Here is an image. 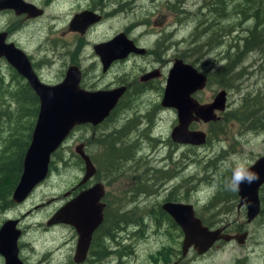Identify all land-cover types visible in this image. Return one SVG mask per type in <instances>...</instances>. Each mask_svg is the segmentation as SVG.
Returning a JSON list of instances; mask_svg holds the SVG:
<instances>
[{"label": "rangeland", "instance_id": "obj_1", "mask_svg": "<svg viewBox=\"0 0 264 264\" xmlns=\"http://www.w3.org/2000/svg\"><path fill=\"white\" fill-rule=\"evenodd\" d=\"M25 1L43 8V14L36 17L25 15L18 17L7 9L2 10L0 27L11 24L14 30L9 39L18 42L34 60H41L40 77L43 82L53 84L60 81L67 66L76 63V58H79L84 72L83 87L95 89L128 84L129 89L119 108L98 126L94 136L92 128L85 125L71 131L59 147L62 160L67 162L66 165L56 163L55 158L53 163L56 166L49 168L46 178L23 202L0 210V225L7 218L19 219L18 227L21 229L18 240L19 257L26 264H75L71 259L75 245L72 227L64 223L47 222L68 199L65 192L83 175V163L78 160L74 151L75 145L83 142L94 163L101 164L104 148L102 135L109 131L113 144L132 150L130 154L122 157L116 167L118 173L112 175L115 180L110 184L112 187L118 185L122 179L141 177L142 183L146 178L145 187L155 189L162 185L167 186L162 187L159 202L172 187L175 192L174 199L192 204L197 215L206 220L212 215V220L209 219L207 225L215 226L214 222L225 217L221 215L219 207H225L229 203V199H222L225 193L221 185H224L230 175L231 171L226 166L231 162L232 155L238 154L251 164L264 153V129L252 131L246 129L248 125L242 122L246 116L247 101L252 100L254 96L264 98V51L256 48L245 53L237 60L232 74L225 73L221 76L216 72L224 62L226 63L224 52L230 45L237 43L236 37L245 36V29L252 26L256 20L253 11L257 8L248 9L244 19L241 14H235L233 19L231 17L233 2L220 0L228 5L226 9L223 8L225 18L231 17L226 21L217 13L211 14L213 11L206 7L213 0ZM100 4L107 13L104 20L90 26L84 35L67 29V24L75 13L93 8L100 9ZM204 13H207L206 17ZM260 13L264 17V12ZM203 20L211 22V29L213 28L214 32L217 27L228 22H236L239 25L222 39L221 44L212 48L199 44L197 46H201L202 49L189 52L188 48L194 47L206 38L196 39L193 35L198 32L197 23ZM207 30L210 31L209 28ZM119 32H125L137 45L154 52L156 56L149 53L142 58L130 57L129 60L119 62L108 71L102 72L101 64L95 62L99 57L93 52L92 45L108 40ZM238 43L240 47L243 44L240 40ZM80 44L81 47L76 55L74 54L75 57L71 58V51L76 50ZM230 52H235V47L231 48ZM155 58L158 61L153 64ZM175 58L193 64L207 76L205 87L193 94L198 102H211L221 89L228 93L225 103L227 108L225 112L220 113L223 118L217 125L204 122L191 125L192 130H201L209 137V141L204 145L180 144L170 138L172 126L177 124V121L175 122L177 114L173 108L162 107L159 102L168 70ZM151 66L160 67L161 77L155 79L151 87L136 88L134 80L138 79L144 69ZM0 74L5 84H16L12 67L5 59L0 60ZM1 104H7L5 97ZM148 110L151 112L148 113L150 119L147 120L144 114ZM141 115L144 118H141ZM128 122L132 123L124 130ZM128 130L130 131L127 132ZM151 135L155 138L150 137ZM148 178L151 179L147 180ZM151 180H156V183L152 184ZM110 185H107V188L111 189ZM217 195L218 201H213ZM137 197V202L125 197L126 212L138 206L146 212L144 210L147 202L143 200V195ZM153 198L154 196H151L149 201ZM207 207L206 213L204 210ZM147 214L135 210V213L126 214L125 217L131 219L138 217L145 225L148 223L157 225L155 216L151 214L152 219L149 220ZM228 217L235 218L234 215ZM239 221L246 222V216H240ZM119 225L125 229L120 227L111 231L112 244L108 245L113 251L106 260L103 259L106 261L105 264H163V258L168 251H164L163 255H157L163 247L171 249L169 255L171 260L180 257L179 264H235L239 259L244 264H264V213L256 222L247 225L249 238L245 244L236 242L224 244L213 247L202 255L189 249L185 256H181V230L177 224L175 227L166 219L162 220L158 231L151 227L135 233L128 227L136 225L131 221ZM104 242L107 243L105 239ZM100 262L102 260L97 261ZM0 264H4L1 255Z\"/></svg>", "mask_w": 264, "mask_h": 264}, {"label": "water", "instance_id": "obj_2", "mask_svg": "<svg viewBox=\"0 0 264 264\" xmlns=\"http://www.w3.org/2000/svg\"><path fill=\"white\" fill-rule=\"evenodd\" d=\"M0 0L1 8H13L28 16L41 15L42 9L23 0ZM100 19L97 13L83 10L74 14L68 29L83 34L87 27ZM5 33L0 32V57L21 75L38 98V112L31 131L30 141L22 159V168L15 184L11 199L14 203L23 202L31 191L43 181L49 172L51 155L69 136L75 126L89 123H101L117 103L125 87L112 89L87 90L80 87V70L76 65L66 68L64 77L57 83L49 84L41 81L33 70L26 53L13 43H5ZM94 51L99 55L104 68L112 60L123 58L129 53L143 54L144 47L137 46L124 32L114 35L105 42L94 45ZM157 72L149 73L150 77ZM144 79V76L142 77ZM207 77L193 64L181 58H175L168 70L161 98V106L176 110L177 124L172 127L170 137L177 143L201 145L205 142V133L201 130H190L189 125L196 120L204 122L217 119L216 111L225 107L226 91L221 89L211 102L200 103L194 93L203 89ZM84 144L74 147L76 154L84 163V173L79 183L85 182L95 173V167L90 156L84 150ZM251 165L260 179L251 185L240 186L239 206L247 208L246 218L252 220L259 212L260 201L258 188L264 182V154L260 155ZM103 185L95 183L67 200L50 217L47 224L62 222L71 225L78 234L73 260L83 261L89 245L91 233L103 220L104 203L100 201L103 195ZM162 209L169 214L179 226L182 233L180 244L181 256L189 249L197 254L206 253L219 240L236 238L244 242L245 233L231 235L222 232L221 228H209L195 215L192 204L185 202L162 203ZM18 218H7L0 225V255L4 264H26L19 257L18 240L21 229ZM175 264V262L170 263Z\"/></svg>", "mask_w": 264, "mask_h": 264}, {"label": "trees", "instance_id": "obj_3", "mask_svg": "<svg viewBox=\"0 0 264 264\" xmlns=\"http://www.w3.org/2000/svg\"><path fill=\"white\" fill-rule=\"evenodd\" d=\"M233 2L231 7H233L232 18L235 19V14L243 15V19L246 18V14L249 11L248 9L257 8L255 12V21L252 26L245 29V36L236 37V42L230 45L228 49L224 52V58L226 59V63L222 65L221 68H218L216 72H218L221 76L231 73L232 70L237 63V60L244 56L245 53L258 48V50L264 51V17H262L260 11L264 12V0H231ZM206 7L210 8L209 11H213V15L216 13L219 16L225 18L223 8L228 6L224 1L213 0L212 3ZM215 5V7H214ZM242 5H244L242 7ZM205 17L207 13L203 14ZM230 17V18H231ZM230 18L226 17L225 20L229 21ZM242 22L240 21V24ZM211 22L203 20L202 22L197 23L198 32L193 34L196 39L202 37H206L201 42L197 43L194 47L188 48L189 52L193 50H199L202 45H206L209 48L212 46L219 45L222 42V39H225L226 35H228L231 30L239 23L236 22H228L222 26L217 27L214 32L211 29ZM195 28V29H196ZM210 29L211 33L208 32L207 29ZM239 40L243 42L242 46L238 43ZM201 46H197V45ZM230 44V43H229ZM207 47V48H208ZM235 47V52L231 53V48ZM224 60V59H223ZM231 70V71H230ZM237 78L238 75L236 74ZM13 79L16 80V84H5L3 76L0 74V210H6L14 205L11 194L15 184L18 181L19 175L21 173L22 168V159L25 153V150L29 144L30 140V132L34 125L36 114L38 111V98L34 91L30 88V86L20 77L19 74L13 71ZM231 79V77L229 78ZM6 98L5 105L1 104V100ZM246 120L243 118L245 124H247V128L255 129L257 131L264 129V98L259 96H254L252 100L247 101L246 107ZM220 129V128H219ZM216 133V132H214ZM102 144L103 148V160L101 164L96 163L97 173L96 176L98 179H104L107 177H112V175H116L118 173V165L122 160V157L126 154H130L132 151L129 147L125 148L123 146H116V143L113 144L111 132L104 133L102 135ZM78 156V155H77ZM53 157V158H52ZM56 163H61L66 165V161L62 160L60 155L59 148L53 152L51 155V160L49 163V168H54L56 165L53 163L54 159ZM93 159V157H92ZM79 162H81L80 157L78 156ZM116 169V170H115ZM170 176V175H167ZM219 196H215L213 201H218ZM214 203V202H212ZM160 213L162 216L158 217L157 222L160 224L163 219L169 221L173 226L177 227L176 223L172 220V218L166 214L165 211L160 209ZM208 207L204 212L207 213ZM153 215V214H152ZM198 216V215H197ZM202 222L207 225L209 223V219L213 216L211 215L207 217V220L202 216H199ZM109 218V220H108ZM130 218V217H129ZM137 219H139L137 217ZM127 217L122 216L120 213H115V215L109 216L105 214V219L103 224H112L113 230L117 229V227H121L119 224L125 222ZM170 248L163 247L161 250L157 252V255H163L164 251H168V254L164 256L163 262H169L171 258ZM175 260L180 261V257H176Z\"/></svg>", "mask_w": 264, "mask_h": 264}, {"label": "flooded vegetation", "instance_id": "obj_4", "mask_svg": "<svg viewBox=\"0 0 264 264\" xmlns=\"http://www.w3.org/2000/svg\"><path fill=\"white\" fill-rule=\"evenodd\" d=\"M25 1V0H23ZM26 2V1H25ZM12 4H15L16 1L15 0H12L11 2ZM31 4H33L32 2H29ZM34 5V4H33ZM36 6V5H35ZM37 8L39 9H42V13L41 15L43 14V8H40L38 6H36ZM9 10L11 12H13V14L15 16H18V17H21V16H24L27 17L28 15L26 13H19L17 14L13 8H1L0 11L2 10ZM104 7L102 4H100V9L98 8H93V10H89V11H93L94 13H97L99 16H100V19L98 21H96L95 23L89 25L87 27V29L85 30V32L83 34L79 33L78 31V34L79 35H84L86 33V31L90 28V26L96 24V23H99L101 22L102 20H104V18L107 16V13L103 11ZM102 10V11H100ZM76 14V13H75ZM39 16V15H37ZM74 16V15H73ZM72 16V18H73ZM28 17H31V16H28ZM36 17V16H35ZM71 18V19H72ZM71 19L69 20L68 24H67V29H68V26H69V23L71 21ZM13 30H14V27H12L11 24H8V25H4L2 27H0V32H4L5 33V38H4V41L5 43H13L15 46L19 47L21 50H23L26 55L28 56V59L31 63V66L33 68V70L35 71V73L37 74V76L41 79L42 81V78L40 77V66H41V60H34L30 55L29 53L26 52V50L22 49L19 45H18V42H14L12 40H10L9 38L12 37V33H13ZM69 30V29H68ZM70 31H73V30H70ZM120 33V32H119ZM125 33V32H124ZM118 34V33H116ZM115 34V35H116ZM126 34V33H125ZM112 38V37H111ZM110 38V39H111ZM131 39V38H130ZM109 40V39H108ZM108 40H105V41H108ZM133 40V39H132ZM105 41H101V42H105ZM134 41V40H133ZM101 42H98V43H101ZM135 42V41H134ZM97 44V43H94L92 45V48H93V52L99 57V55L94 51V45ZM136 44V43H135ZM137 45V44H136ZM139 46V45H137ZM81 47V44L78 45V47L76 48V50H74L73 52L71 51L70 55H71V58H74V54L76 55L78 49ZM149 53H153L155 56L156 54L150 50H147L145 49L144 53L143 54H137V53H129L128 55H126L125 57L123 58H119V59H115V60H112L108 67L107 68H104L103 67V64L100 60V57H99V60L96 59L95 62L96 64H101V69H102V72H106L108 71L113 65L119 63V62H125L127 60L130 59V57H145L147 54ZM5 59L4 57H0V60H3ZM100 62H98V61ZM6 61V60H5ZM157 58L153 59L152 63L155 64L157 62ZM7 62V61H6ZM8 63V62H7ZM9 64V63H8ZM10 65V64H9ZM70 65H76L79 70H80V87L84 88V89H87V90H99V89H112V88H118V87H125V90L123 91V93L121 94V96L119 97L117 103L115 104V106L111 109L109 115L99 124L97 125H91L89 123H85V124H81V125H78V126H75V128L79 127V126H82V125H85V126H89L92 128V132H93V136L95 134V131L96 129L98 128V126H100L101 124H103V122H105V120L109 119L110 116L115 112V110L117 108H119V105L121 104L125 94L127 93L128 91V84H117L116 86H113V87H110V88H106V86H104L103 88H95V89H89V88H85L82 86V81H83V77H84V72L82 71V68H81V64H80V60L79 58H76V63H72ZM11 66V65H10ZM69 66V65H68ZM67 66V67H68ZM12 67V66H11ZM142 67V65L138 68L140 70V68ZM144 68H142L143 70ZM12 70L17 73V71L12 67ZM66 71V70H65ZM155 73L157 72V75L154 76V77H150L149 76V73ZM18 74V73H17ZM64 74L65 72L63 73V76L62 78L64 77ZM162 73H161V70H160V67H155V66H151L147 69H144L143 70V73H141L138 77V79L134 80V86L136 88H139V87H151L154 82H155V79H159L161 77ZM135 76V75H134ZM144 76V79H142V77ZM20 77L26 82V80L20 75ZM207 77V76H206ZM61 78V79H62ZM59 82V81H58ZM27 83V82H26ZM57 83V82H56ZM137 83V84H136ZM28 84V83H27ZM54 84V83H53ZM139 84V86H138ZM135 88V89H136ZM228 93H226L227 95ZM161 102V100H160ZM159 102V105L161 106V103ZM227 102V99L225 101V103ZM163 107V106H162ZM171 108V107H170ZM226 104H225V107L222 111H216V115H217V119H215L214 121H209V122H204L202 120H196V121H193L190 125H189V129H191V125L193 123L195 124H198L199 122H204V123H207V124H211V125H217L221 120H222V116L220 113L222 112H225L226 110ZM174 109V108H173ZM175 110V109H174ZM176 111V110H175ZM38 112V111H37ZM151 112V110H148L146 114H144V117L148 120L150 119V116H148V113ZM37 116V114H36ZM142 115H141V118H144ZM36 119V118H35ZM134 121V120H132ZM177 121V118L175 120V122ZM132 122H128L127 126L124 128V130H127L130 125H131ZM176 124H174L175 126ZM173 127V126H172ZM33 128V127H32ZM246 129H249V130H252V131H256L255 129H250L249 128H246ZM32 131V129H31ZM130 130H128L127 132H129ZM111 132V131H109ZM108 133V132H106ZM205 133V132H204ZM30 136H31V132H30ZM150 137L152 138H155L154 135H151ZM171 138V137H170ZM172 140V139H171ZM30 141V140H29ZM209 141V137L207 136V134H205V142L201 145H204L206 142ZM174 142V141H173ZM80 143H83V142H80ZM177 143V142H176ZM79 144V143H78ZM84 144V143H83ZM180 144H188V143H180ZM192 145V144H190ZM76 146V145H75ZM193 146H197V145H193ZM84 150L86 149V146L84 144ZM86 152V150H85ZM87 153V152H86ZM88 154V153H87ZM264 154V153H262ZM261 154V155H262ZM78 155V154H77ZM89 155V154H88ZM79 156V155H78ZM90 156V155H89ZM260 156V155H259ZM258 156V157H259ZM80 157V156H79ZM257 157V158H258ZM256 158V159H257ZM81 159V158H80ZM90 159L95 167V173L89 178L87 179L85 182L83 183H79L81 178L79 179V181L73 186L70 188V190L66 191L65 192V196L68 197L67 200H69L71 197L75 196L76 194L80 193L81 191L89 188L90 186L94 185L95 183H101L103 185V195L100 199L101 202L104 203V206H103V220L102 222L93 230V232L91 233V237H90V241H89V245L87 247V250H86V255L83 259L82 262L80 263H77L73 260V255H74V250H73V255H72V260L74 261L75 264H96L97 261L99 260H102V262L100 263H97V264H105L106 263V259L107 257L110 255V253H112V248L109 247L108 243L109 244H112V238H113V234H112V230H113V226L112 224H103L104 222V219H105V214L109 215V216H112L115 215V213H120L122 214L123 218L124 216H126V214H133L135 213V210H139L141 211L142 213H148L147 215L149 216V220H151V214H153L155 216V220L157 222V219L158 217L162 216V214L160 213V209H162L161 205L162 203L164 202H167V201H171V202H182L178 199H174L175 197H173V195L175 194V192L173 191L172 187L171 186H168V187H171L170 190L167 191V194L164 196V198L161 200V202L158 201L161 193H162V187L164 188H167V186H163L162 187H158V188H151V187H145V180L146 178H144V181L142 183H140L142 180H141V177H131L127 180H124L122 179L118 185H116L115 187L111 186L110 184H112V181H115L112 177H107V178H104V179H98L97 176H96V173H97V166H96V163H94V161L92 160L91 156H90ZM255 159V160H256ZM254 160V161H255ZM81 162L83 163V160L81 159ZM252 164V163H251ZM83 173H84V163H83ZM230 175H231V172H230ZM230 175L228 177H230ZM83 176V175H82ZM106 179V181H104ZM151 178H148L147 180H150ZM152 181V184H155L156 183V180H151ZM105 182V183H104ZM148 182V181H147ZM165 184V183H164ZM107 185H110L111 186V189L110 188H107ZM222 190L224 191V197H222V199H229V203L225 206V207H219L220 209V213L221 215H224L225 217L224 218H221L219 220H217L216 222H214L216 225H207L209 228H221L222 229V232L223 233H226V234H231V235H239V234H242V233H245V238H244V242L243 243H239V241L236 239V238H232V239H229V240H224V239H219L217 240L213 246V247H217V246H221V245H224V244H228V243H232V242H236L238 244H245L246 243V240H248L249 238V230L247 229V225L250 224V223H253V222H256L259 217H261V215L264 213V182L259 186L258 188V197H259V201H260V209H259V212L258 214L250 221L247 220L246 218V222H243V221H239V218L240 216L243 217L244 215L246 216L247 214V208L245 205H240L239 206V196H238V192H230V191H226L225 188H224V185L222 186L221 185ZM230 192V193H228ZM138 195H143V200L145 202H147V207L144 211L146 212H143L142 211V208L140 206H138L137 208L135 209H129L127 212H126V209H125V197L127 198H131V200L133 202H137L138 201ZM222 195V193H221ZM149 196V197H147ZM151 196H154V198L149 201V198ZM219 196V195H218ZM66 200V201H67ZM65 201V202H66ZM64 202V203H65ZM114 207V208H113ZM163 210V209H162ZM164 211V210H163ZM195 211V210H194ZM167 214V213H166ZM195 214L197 215V213L195 212ZM53 215V214H52ZM51 215V216H52ZM169 215V214H167ZM229 215H234L235 218H229L228 216ZM50 216V217H51ZM109 220V218H108ZM212 220V219H211ZM110 221V220H109ZM132 222V223H135L136 225L135 226H128L130 227L135 233H140L141 231L147 229V228H154L155 230L158 231V227H159V223L157 222V225L155 224H151V223H148L145 225V223L140 219H131V218H127V220H125V222ZM56 223H62V222H56ZM213 223V224H214ZM51 224V223H50ZM55 224V223H54ZM65 224V223H64ZM71 226V225H69ZM72 227V226H71ZM120 228V227H117V229ZM73 229V233H74V238H75V245H74V249H75V246H76V243H77V239H78V234L76 232V230L72 227ZM121 229H125L124 226L121 227ZM104 239L105 241H107V243L105 244L104 242ZM105 259V260H103ZM175 262V264H179L178 260H170L169 262H163V264H170V263H173ZM235 264H244V262L239 259V261H237V263Z\"/></svg>", "mask_w": 264, "mask_h": 264}, {"label": "clouds", "instance_id": "obj_5", "mask_svg": "<svg viewBox=\"0 0 264 264\" xmlns=\"http://www.w3.org/2000/svg\"><path fill=\"white\" fill-rule=\"evenodd\" d=\"M226 167L231 171L230 177L224 182L226 191L239 192L242 184L251 185L260 179L259 174L252 170L250 162L238 154L232 155Z\"/></svg>", "mask_w": 264, "mask_h": 264}, {"label": "bare ground", "instance_id": "obj_6", "mask_svg": "<svg viewBox=\"0 0 264 264\" xmlns=\"http://www.w3.org/2000/svg\"><path fill=\"white\" fill-rule=\"evenodd\" d=\"M14 203V202H13ZM15 204V203H14ZM196 215V214H195ZM197 216V215H196ZM200 220H201V218L199 217V216H197ZM202 221V220H201ZM203 223V222H202ZM204 224V223H203Z\"/></svg>", "mask_w": 264, "mask_h": 264}]
</instances>
